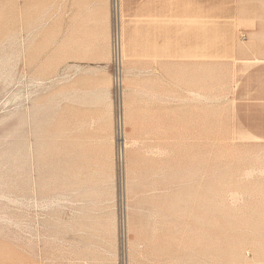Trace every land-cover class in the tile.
<instances>
[{
    "label": "rangeland",
    "instance_id": "1",
    "mask_svg": "<svg viewBox=\"0 0 264 264\" xmlns=\"http://www.w3.org/2000/svg\"><path fill=\"white\" fill-rule=\"evenodd\" d=\"M89 3L0 0V264H258L264 0Z\"/></svg>",
    "mask_w": 264,
    "mask_h": 264
},
{
    "label": "crops",
    "instance_id": "2",
    "mask_svg": "<svg viewBox=\"0 0 264 264\" xmlns=\"http://www.w3.org/2000/svg\"><path fill=\"white\" fill-rule=\"evenodd\" d=\"M88 27L82 26L80 31L72 34L74 38L81 36L82 39V62L89 63H105L109 55L110 40L112 34V14L110 0H90L89 6ZM86 21V19H85ZM88 39L89 44H86ZM67 46L70 52V31L66 32ZM73 42L71 43V47ZM97 55L86 57V54ZM74 53V50H73Z\"/></svg>",
    "mask_w": 264,
    "mask_h": 264
},
{
    "label": "built area",
    "instance_id": "3",
    "mask_svg": "<svg viewBox=\"0 0 264 264\" xmlns=\"http://www.w3.org/2000/svg\"><path fill=\"white\" fill-rule=\"evenodd\" d=\"M118 34L116 33L114 42H115V50H114V58H115V69L117 67V78L120 79L121 73H120V45H119V39H118ZM118 82V81H117Z\"/></svg>",
    "mask_w": 264,
    "mask_h": 264
},
{
    "label": "bare ground",
    "instance_id": "4",
    "mask_svg": "<svg viewBox=\"0 0 264 264\" xmlns=\"http://www.w3.org/2000/svg\"><path fill=\"white\" fill-rule=\"evenodd\" d=\"M119 36H118V39H119V45H120V41H121V31H119ZM5 195V194H4ZM257 263L258 264H264V255H260L258 258H257Z\"/></svg>",
    "mask_w": 264,
    "mask_h": 264
}]
</instances>
